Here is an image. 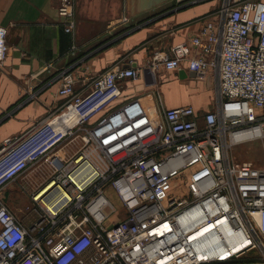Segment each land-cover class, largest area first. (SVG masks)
<instances>
[{
    "label": "built area",
    "instance_id": "built-area-1",
    "mask_svg": "<svg viewBox=\"0 0 264 264\" xmlns=\"http://www.w3.org/2000/svg\"><path fill=\"white\" fill-rule=\"evenodd\" d=\"M58 15L74 36L76 0H60ZM7 36L0 27V63ZM184 62L215 72L213 110L169 108L160 91L147 93L154 107H113L139 68L114 67L82 92L64 72L65 104L0 146V264H264V164L232 157L264 143V2L222 0L197 36L151 66ZM80 128L78 150L53 156ZM45 158L52 172L33 189L29 173ZM14 183L30 191L28 224L2 199Z\"/></svg>",
    "mask_w": 264,
    "mask_h": 264
},
{
    "label": "crops",
    "instance_id": "crops-1",
    "mask_svg": "<svg viewBox=\"0 0 264 264\" xmlns=\"http://www.w3.org/2000/svg\"><path fill=\"white\" fill-rule=\"evenodd\" d=\"M191 1L77 0L73 36L58 15L60 0H0V27L8 30V55L0 63V146L21 138L65 104L67 99L59 95L64 72L74 75L75 90L82 92L97 75L114 67L139 68L140 79L127 84L113 107L132 98L154 107L147 93L160 91L169 108L213 110L214 103L212 108L202 107L194 104L193 97L208 89L215 99L214 71L197 75L186 62L176 71L151 66L156 52L170 53L197 36L222 4V0ZM32 179L30 173V185ZM29 192L14 183L2 194L25 224Z\"/></svg>",
    "mask_w": 264,
    "mask_h": 264
},
{
    "label": "rangeland",
    "instance_id": "rangeland-1",
    "mask_svg": "<svg viewBox=\"0 0 264 264\" xmlns=\"http://www.w3.org/2000/svg\"><path fill=\"white\" fill-rule=\"evenodd\" d=\"M179 4L181 5V3H178V5ZM200 91L201 90L196 92L193 97L194 104L201 105L202 107L205 106L207 108L208 107L212 108V105L214 103V98H212L213 94L210 91H208V89L203 92ZM83 135H84V128H80L78 131H76V134L73 138H70L64 145H62L58 150H56L53 156H55V154L58 155V153L59 155H61L66 152H68L70 155H73L81 146ZM232 157L238 163L252 162L255 166L260 167L261 165L264 164V143L256 142L254 144L236 147L232 151ZM47 164H49V162L45 158L40 163L41 169L39 172L37 173L30 172L33 177L31 188H33L37 184L45 182L48 176H50L52 170L51 171L49 170L48 168L49 166ZM110 200L118 210H120L121 212L123 211L121 204L119 203L118 199L114 194H110ZM29 204H30V200L26 199L24 202L25 205L24 209H26V207Z\"/></svg>",
    "mask_w": 264,
    "mask_h": 264
}]
</instances>
